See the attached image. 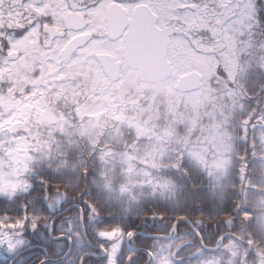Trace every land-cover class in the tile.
<instances>
[{"label": "snow or ice", "instance_id": "obj_1", "mask_svg": "<svg viewBox=\"0 0 264 264\" xmlns=\"http://www.w3.org/2000/svg\"><path fill=\"white\" fill-rule=\"evenodd\" d=\"M0 264H264V0H0Z\"/></svg>", "mask_w": 264, "mask_h": 264}]
</instances>
